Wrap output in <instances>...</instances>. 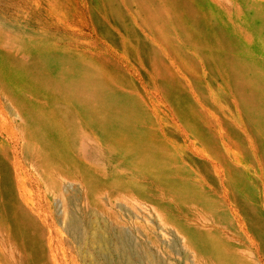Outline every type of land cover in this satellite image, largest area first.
<instances>
[{
  "label": "rangeland",
  "instance_id": "obj_1",
  "mask_svg": "<svg viewBox=\"0 0 264 264\" xmlns=\"http://www.w3.org/2000/svg\"><path fill=\"white\" fill-rule=\"evenodd\" d=\"M0 264H264V0H0Z\"/></svg>",
  "mask_w": 264,
  "mask_h": 264
},
{
  "label": "bare ground",
  "instance_id": "obj_2",
  "mask_svg": "<svg viewBox=\"0 0 264 264\" xmlns=\"http://www.w3.org/2000/svg\"><path fill=\"white\" fill-rule=\"evenodd\" d=\"M82 144H83V142H82ZM83 147V146H82ZM83 149V148H82Z\"/></svg>",
  "mask_w": 264,
  "mask_h": 264
}]
</instances>
